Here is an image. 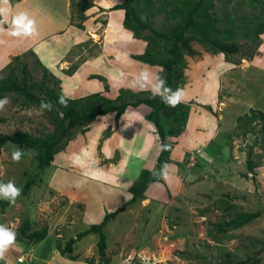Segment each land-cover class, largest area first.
Listing matches in <instances>:
<instances>
[{
    "label": "rangeland",
    "instance_id": "1",
    "mask_svg": "<svg viewBox=\"0 0 264 264\" xmlns=\"http://www.w3.org/2000/svg\"><path fill=\"white\" fill-rule=\"evenodd\" d=\"M79 1L8 0L7 4H0L7 10V15H0V20L5 21L2 25L5 31L0 32V77L12 73L19 78L22 64L31 82L43 81L44 86L54 88L67 99H82L96 92L101 98L112 101L119 94V89L142 93L133 90L130 84L135 75L148 65L137 63L130 56L142 54L145 42L117 31L116 28L122 29L120 22L112 20V27L104 24L106 12L111 11V3L122 0H86L96 7L93 12L90 8L86 12V19L96 15L91 25L96 31L91 33L92 36L79 34V37L71 38L70 41L73 32L67 27L68 24L71 23V27L75 28L79 22L80 25L85 23L77 17L75 4ZM237 3L240 4L241 14H244L247 8L244 3L241 4V0L232 1L231 4L224 1L223 5L214 1V10L220 11L228 4V13L232 4ZM20 13H26L33 19L36 27V35L23 37V44L28 45V40L32 38L38 39V34L48 38V48L42 50L40 58L33 55L30 47L13 55L18 43H14V37L8 31L13 17ZM216 14L220 15V12ZM112 17L116 18L118 14ZM166 19L163 14H159L148 20L155 30L168 32L177 21ZM87 28H90L89 23ZM54 30L62 33L55 35L57 32ZM255 38L257 40L254 39V42L264 48L259 36ZM237 41L239 53L226 58L219 53L210 54L198 42L190 43L195 54L183 56V83L178 86L186 93L182 103L188 104L189 113L190 107H199L207 101L206 104L215 113V116H211L218 121L215 127L218 137L213 139V134L202 147L195 148L192 154L188 153L184 157L185 161L183 158L182 162L172 158L174 163L171 162L179 172L174 185L169 182L170 177L167 181L163 180L161 185L155 183L150 187L149 196L145 192L147 201L136 202L105 224L102 232L109 264H264V213L237 230L224 228L219 231L217 226L236 212L260 213L264 208V120L263 123H254L253 132L243 137L237 131L238 127H235L236 118L246 115L250 109L260 112L264 118V70L250 68L249 62L240 61L242 53L251 52L250 55H253L257 52V46L247 50L242 40ZM258 54L264 59V49ZM150 70L160 72V68L155 66ZM91 76H99L101 80ZM228 79L234 82L231 84L232 89L227 92L224 87L229 86ZM5 96L9 97L10 103L6 105V111L0 113V134L21 131L36 137L51 131L49 113L40 116L37 114L38 109L22 108L19 101L13 102L15 94ZM101 105L100 99L99 107ZM28 109H32L31 116L26 112ZM201 109L208 114L212 112L204 107ZM149 111L144 105L126 108L124 115L118 119L119 122L125 119L124 123L122 121L115 135L113 133L118 129L119 122L115 125L113 113L95 117L84 132H80L81 128L74 131L73 139L55 155L50 167L39 173L27 195L20 196L15 204L0 211V224L6 223L16 231L27 220L30 227L33 226L31 230L49 227V234L35 244L16 242L13 246L16 248L10 249L1 261L13 263L16 250H19L21 253H18V258L24 261L23 264H28L29 259L32 264L35 261L43 264L41 259H48V264H87L84 257H91L92 264L95 261L98 264L95 258V234H88L75 243L72 252V255L78 256L75 261L60 258L54 251L55 239L63 244L90 225L99 223L105 213L114 211L127 200L125 188L141 170L137 169L136 174L128 172L133 165L129 156L134 149L133 144L141 141L145 164L148 157L151 159L159 151L155 128L145 119ZM196 115L195 112L187 114L183 123L168 109L160 112V122L165 127H181L179 134L164 140L171 144V152L186 128L189 135L191 128L193 134H199L201 139L207 138L208 133L213 131L211 120L206 121L211 126H204V122L196 121ZM192 121L193 125H189ZM220 145L222 149L217 154ZM16 148L5 144L0 151V181L7 183L13 180L20 188L26 178L24 174L31 175L34 164L29 152H24L21 161L14 163L11 154ZM139 149L141 151L142 148ZM248 153L253 165L250 173L245 165ZM204 155L216 156L214 162L208 163L212 166L189 180L184 165L195 156L204 165ZM123 165L125 171L122 170ZM195 166H198L196 161ZM194 171H199V168ZM161 193V199L156 201L155 198ZM227 206L229 208L225 209ZM27 245L32 248L33 255L27 252Z\"/></svg>",
    "mask_w": 264,
    "mask_h": 264
},
{
    "label": "trees",
    "instance_id": "2",
    "mask_svg": "<svg viewBox=\"0 0 264 264\" xmlns=\"http://www.w3.org/2000/svg\"><path fill=\"white\" fill-rule=\"evenodd\" d=\"M214 1L223 5L224 1L231 4L235 0H122L118 4L112 5L109 10L122 11V29L130 33L132 38L141 39L145 42L144 52L140 55H131L130 58L148 66H161L164 69L162 74L167 80V85L175 89L183 83V70L185 69L183 56H193L195 54L189 46L191 42H198L210 54L219 53L224 55L225 58L239 53L238 33L234 28L235 26L231 25L233 21L227 15L221 17L224 8L220 11L214 10ZM241 1V4L244 3L245 8L248 10L243 14L245 19L258 25H264V0ZM238 5L240 6L239 3ZM91 6L86 0H80L79 3L75 4L77 17L80 21L85 20L84 13ZM232 8V12H234V7ZM216 12H220V15H217ZM159 14H163L167 18L166 20L177 21V24L170 26L168 32L155 30L151 27L148 19ZM80 23L76 27L82 30L83 27ZM255 30H244L242 36L250 40L253 36H256ZM160 43H165V45L162 46ZM15 59L19 60L18 57ZM20 75L17 78V76L10 73L6 77H0V98L4 97L5 94H15L16 98L12 100L13 102L19 101V106L22 108L34 107L38 109L41 101H49L53 104V111L45 112L51 115L52 129L49 133L36 137L21 131L0 134V151L5 144H10L20 148L25 153L30 150L35 153V155H32L34 170L31 175L24 174L26 178L20 186L22 189L21 196L27 195L32 186L35 185L34 180L39 173L50 167L55 155L73 139L74 131L77 128H81L80 132H84L91 120L109 113H113L116 125L118 119L128 107L137 108L144 105L150 109L149 113L145 115V119L150 121L155 128L157 147L159 148L155 165L151 170L141 169L139 171L136 179L126 189L127 200L114 211L105 213L99 223L90 225L73 238L67 239L63 244L58 241L59 239H55V250L59 256L75 261L78 258L72 255L75 243L88 234H95L97 236L95 256L98 259V264H109V259L105 256L106 245L102 229L109 220L116 217L121 211L145 199V192L148 187L156 183L152 176L156 166L159 167L158 171H160L161 166L165 162L168 163L171 147L168 151H161L160 145L163 143L171 146L170 143L164 141L165 138L179 134L181 127H165L160 122V112L168 109L174 116H177L180 122L184 123L189 110L188 104L181 103L176 108H170L162 103L159 97L151 98L149 91L136 94L126 89H119V94L112 101L101 98L98 93H93L82 99H67L65 97L68 101V106L65 108L57 103L58 98L63 94L58 93L52 87L44 86L43 81L31 82L25 65H20ZM91 78L101 80L99 76H91ZM100 99L102 102L101 107H99ZM200 107L212 111L210 106ZM57 110L63 113L62 118L58 115ZM211 114L215 116L213 111ZM263 120V115L260 112L250 109L246 115L236 118L235 127L236 129L238 127L237 131H240L239 134L243 137L245 134L253 132L254 123H263ZM260 130L262 131L263 128ZM247 155L245 165L248 173H250L253 165L249 159V153ZM158 183L162 184V180ZM9 205L10 203L7 201L0 200V211H4ZM228 208V206L225 207V209ZM261 213H264V208L260 210V213L258 211L236 212L230 219L223 220L217 226L219 231L224 228L237 230L257 219ZM16 231L19 233L17 237L19 241H25L29 245L44 240L47 233L46 227L40 230H31L27 220L23 221ZM85 262L92 264L93 259H85Z\"/></svg>",
    "mask_w": 264,
    "mask_h": 264
},
{
    "label": "crops",
    "instance_id": "3",
    "mask_svg": "<svg viewBox=\"0 0 264 264\" xmlns=\"http://www.w3.org/2000/svg\"><path fill=\"white\" fill-rule=\"evenodd\" d=\"M41 2H44V0H40ZM121 1H116V2H112L111 4L112 5H114V4H118V3H120ZM93 3H91V5H92ZM111 5V6H112ZM227 6H229L228 4H227ZM226 6V7H227ZM92 8H90V10L93 12V10L96 8L95 6H91ZM226 7H224V13H222L221 15H223V16H221V17H224L225 15H227L228 17L230 16L231 17V19H232V23H231V25H233V26H235L234 28L237 30L236 32L238 33V39H240V40H242L243 42L242 43H244L245 44V46L244 47H246V49L247 50H252L255 46H257V52L255 53V54H253V55H250V54H252L251 52H248V53H242L241 54V59L240 58H238V59H240V61H245V63L246 64H248V62L250 63V65L252 66V67H250V68H253V69H259V70H264V59H263V57H261L258 53L259 52H263V49L264 48H261V45L260 44H258V43H255L254 42V39L255 40H257V38H255L257 35L259 36V38L261 39L260 40V43H264V25H258V24H256V23H254L253 21H251V20H247V19H245V17H244V15H243V12H242V14H241V11L239 10V5H238V3H237V5H234V4H232V7H234V12H232V9H230V11L227 13V8ZM231 8V7H230ZM89 10V9H88ZM87 12V11H86ZM84 13V16L86 17L87 16V13ZM92 12H91V14H92ZM105 14V13H104ZM113 14H118V17H116V18H113L112 17V15ZM232 14V15H231ZM96 15H94L93 17H91V15L88 17V18H90V19H86L85 18V23L83 24H81V26L83 27V29L81 30V29H79L78 30V28L77 27H71V23L70 24H68V28H70V30L73 32L72 34H71V36H70V41H72V39L71 38H76L77 36L79 37V34H88V35H90V36H92V34L96 31V29L94 28V27H92L91 25H92V22L95 20V17ZM106 18L104 17V19H105V26L106 27H112L113 25H114V23L111 25V22H112V20H114L115 21V23H117V22H120V24H121V22H122V17H123V14H122V11H120V10H113V11H108V12H106ZM95 17V18H94ZM94 18V19H93ZM233 18H235V20H233ZM103 19V20H104ZM89 23V25H90V28H87V24ZM77 28V29H76ZM121 28V27H120ZM120 28H116L117 29V31L119 30L120 32H122L124 35H128V36H130V33H128V32H126V31H122V29H120ZM115 29V28H114ZM253 29H256L255 31H256V36H253V38L252 39H250V40H248V38H245V37H243L242 36V34L244 33V30H253ZM94 30V31H93ZM53 31V30H52ZM59 31V30H58ZM58 31H56V30H54V32H57V33H55V35H58V34H60V33H62V31H60V32H58ZM53 32V33H54ZM52 33V32H51ZM92 33V34H91ZM106 34V33H105ZM109 34V33H108ZM87 35V36H88ZM75 36V37H74ZM118 36L119 35H117L116 37L118 38ZM86 37V36H85ZM25 38V37H24ZM24 38L23 37H14V43H18V45H17V47L15 48V50H14V53L15 54H13V55H18L19 53H21V51L23 50V48H27V47H30V49H32V52H33V55H35L36 56V58H40L41 57V53H42V50L43 49H47L48 48V45L46 44L47 43V40L46 39H48L45 35H42V36H40L39 34H38V39H35V38H32V39H30V40H28L29 41V43H27L28 45H26V44H23V43H25V41H24ZM29 38V37H28ZM132 38V37H131ZM133 39V38H132ZM262 41V42H261ZM248 42V43H247ZM72 43H74V40H73V42ZM104 43H109L108 41L106 42H104ZM61 45V44H60ZM259 45V46H258ZM259 51V52H258ZM134 61V60H133ZM136 62V61H135ZM138 63V62H137ZM65 64V63H64ZM69 64V63H68ZM124 67H127L126 65H124ZM235 71V70H234ZM228 72V71H227ZM224 73H226V72H224ZM228 81H230V84H229V86H226L225 84V87H224V90L225 91H227L228 92V90H231L232 89V87L233 86H231V84H233V82H234V80H232L231 81V79H228ZM94 93H96V92H94ZM207 102V101H206ZM206 102H203L202 103V105H199V107L198 106H196V105H194V107L195 108H192V107H190V111H189V115L190 114H193L194 112L195 113H197V115H196V121H199L200 123H202V122H204V126L205 125H208V126H211V124H212V129H213V131H211V132H209L208 133V137L207 138H205L204 139V137L201 139V138H199L198 137V135L197 134H195V132H194V134H193V132H192V129L190 128V130H191V132H190V135H189V131L187 130V128L182 132V134H181V138L180 139H178L179 141L177 142V143H174V149H173V151L171 152L170 151V153H169V155H170V157H169V159H170V162L168 161V164H170V165H174L173 163H174V161H177V160H179V161H181V159L183 158V160L185 161V159H184V157L186 156V155H189V154H192L193 153V151L195 150V148H197V147H199V146H203L205 143H207L208 142V140H210V138L212 137V135H213V139H216L215 137H218V134L219 133H217V131H215V127H217L216 125H217V122L218 121H216L215 120V118H213L210 114H208L207 112H205V111H203L202 109H201V107L200 106H208L207 104H206ZM141 106V105H140ZM139 107V106H138ZM137 107V108H138ZM197 107V108H196ZM125 112H126V110H125ZM124 112V113H125ZM214 112V111H213ZM124 115V114H123ZM122 115V116H123ZM122 116H120V117H122ZM122 120V119H121ZM125 120V119H124ZM124 120H122L123 121V123H124ZM201 120V121H200ZM209 120H211V124H206V121H209ZM122 121H118L119 123H118V129L116 130V131H114V135L115 134H117L118 133V130L120 129V126L119 125H121L122 124ZM194 123H196V122H194ZM189 125H193V121L192 122H190V124ZM190 127V126H189ZM219 132V131H218ZM190 136V137H186V136ZM183 136H185L186 138H184ZM205 136V135H204ZM152 138L154 139V136H152ZM199 139L201 140V141H199ZM136 142V143H135ZM134 143L135 144H133V150H132V152L129 154V156H130V159H132V168H131V171H128V172H130V173H133V174H136V171H137V169H142L143 168V166H145L144 168L145 169H150V168H152L154 165H155V158H156V156H157V154H155L154 156H152V158L150 159L149 157H148V159H146V164H148V162H149V165L147 166L146 164H145V159H143V158H145V153H144V146H141V141H139V142H137V141H135ZM200 142H201V144H200ZM222 143V142H221ZM126 144V143H125ZM139 148H142L141 149V151H140V149ZM131 149H132V146L130 147V149H129V151H131ZM222 149V147H221V145H220V149H218L217 150V154L219 153V150H221ZM189 153V154H188ZM201 153V152H200ZM205 156V155H204ZM143 157V158H142ZM216 157V156H215ZM214 157V158H215ZM172 158L173 159H175L174 161L172 160ZM214 158L213 157H206L205 156V159H206V161H204V165H202L201 164V162L199 161V159H198V157H194V162L196 161V164H198V168H199V171H194L197 167L195 166V163H194V165L193 166H195V167H193V166H191V167H189V166H187V164H185L184 165V167H185V170L187 171V177L188 178H190L189 180H192L191 179V177L192 176H194V177H196L198 174H200V173H202L204 170H206V168L208 167V166H212L211 164H208L210 161H213L214 162ZM198 159V160H197ZM171 160H172V162H171ZM198 161H199V163H198ZM182 162V161H181ZM143 163V164H142ZM207 163V164H206ZM213 164V163H212ZM138 165H141V166H138ZM143 165V166H142ZM200 165H202V167H199ZM143 168V169H144ZM122 170L123 171H125V165H123V167H122ZM178 170V168L176 167V165H174V167L173 168H171V169H169V177H170V180H169V182L171 183V184H173L174 182H176V180H174V179H176L175 178V176H179V175H177V174H179V172L177 171ZM190 170H192V173H191V171ZM194 171V172H193ZM193 178V177H192ZM174 180V181H173ZM163 181V180H162ZM129 183V185H130V182H128ZM127 183V184H128ZM154 184L155 183H153V184H151L149 187H148V190L146 191V193H147V195L149 196V192H150V187H153L154 186ZM128 185V186H129ZM161 185V184H160ZM174 185V184H173ZM128 186H126V188H125V190L127 189V187ZM166 190V189H165ZM164 190V191H165ZM127 194V193H126ZM128 195V194H127ZM170 195H171V193H170ZM161 196H162V193H161V195L156 199L155 198V200L156 201H158V200H160L161 199ZM167 197V196H166ZM128 198V197H127ZM141 201H147V199L145 198V199H143V200H141ZM135 204V203H134ZM133 204V205H134ZM121 205V204H120ZM119 205V206H120ZM129 207H131V206H129ZM6 224V223H5ZM32 227L33 226H31V229H32ZM47 229V233H46V236L49 234V227H47L46 228ZM19 234V233H18ZM18 237V236H17ZM19 241V239L17 238V242ZM27 247H28V249H27V252L29 251V252H31V254L30 255H33V252H32V248H30L28 245H27ZM14 248H16V247H13V248H11V249H14ZM54 251H56V250H54ZM53 251L51 250L50 251V253H52ZM57 252V251H56ZM21 253L19 250H16V257H15V259H14V262L13 263H9L8 261H5V260H0V264H23L24 263V261L23 262H21V263H17L16 262V258H18V257H20V255L19 254ZM58 253V252H57ZM53 254H56V253H53ZM59 255V254H58ZM78 257V256H77ZM60 258H62V257H60ZM95 258H96V256H95ZM32 259H33V257H32ZM64 259V258H63ZM84 259H86V257H84ZM89 259H91V257H89ZM28 261V264H32L31 263V260L29 259V260H27ZM41 261L43 262V264H48V259H41ZM35 264H38V262H36L35 261ZM94 264H96V261L94 262Z\"/></svg>",
    "mask_w": 264,
    "mask_h": 264
},
{
    "label": "clouds",
    "instance_id": "4",
    "mask_svg": "<svg viewBox=\"0 0 264 264\" xmlns=\"http://www.w3.org/2000/svg\"><path fill=\"white\" fill-rule=\"evenodd\" d=\"M8 0H0V4H7ZM0 15H7V10L0 7ZM5 23L4 20H0V32L5 31L2 25ZM11 29L8 34L13 37H32L36 35L35 21L30 19L26 13H20L13 17L11 22ZM153 66H148L145 69L140 70L133 78L130 87L133 90H139L140 92L149 91L151 98L159 97L161 102L170 108L178 107L185 99V90L181 87L175 89L167 85V80L162 75L164 69L161 66H155L160 68L159 73H154L150 70ZM10 103L8 96L0 98V113L6 111V105ZM57 103L62 107L68 106V101L65 96L61 95ZM53 111V104L49 101H41L37 114L43 116L45 112ZM27 114L31 116L32 109L26 110ZM58 112V115L62 118L63 113ZM170 145L161 144V151H168ZM30 155L35 153L29 151ZM24 155V151L20 148H16L12 154L11 159L14 163H19ZM194 159V158H193ZM174 165H170L165 162L160 171H153L152 176L154 181L158 183L160 180L167 181L169 179V169L173 168ZM22 189L17 187L13 180H9L7 183L0 181V200L7 201L10 204H15L17 199L21 196ZM18 232L7 224H0V259L5 257V254L16 245ZM21 263V262H20ZM73 264V262H69Z\"/></svg>",
    "mask_w": 264,
    "mask_h": 264
},
{
    "label": "built area",
    "instance_id": "5",
    "mask_svg": "<svg viewBox=\"0 0 264 264\" xmlns=\"http://www.w3.org/2000/svg\"><path fill=\"white\" fill-rule=\"evenodd\" d=\"M194 159L192 158L191 160H189L186 164H187V166H189V167H191V166H193L194 165ZM16 262L17 263H20L21 262V259L20 258H17L16 259Z\"/></svg>",
    "mask_w": 264,
    "mask_h": 264
},
{
    "label": "water",
    "instance_id": "6",
    "mask_svg": "<svg viewBox=\"0 0 264 264\" xmlns=\"http://www.w3.org/2000/svg\"><path fill=\"white\" fill-rule=\"evenodd\" d=\"M159 170V167L158 166H156V169H155V171H158Z\"/></svg>",
    "mask_w": 264,
    "mask_h": 264
}]
</instances>
